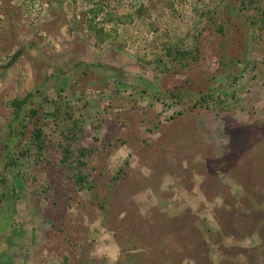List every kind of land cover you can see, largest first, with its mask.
<instances>
[{"label":"rangeland","instance_id":"obj_1","mask_svg":"<svg viewBox=\"0 0 264 264\" xmlns=\"http://www.w3.org/2000/svg\"><path fill=\"white\" fill-rule=\"evenodd\" d=\"M95 1L0 11V264H264V0Z\"/></svg>","mask_w":264,"mask_h":264},{"label":"trees","instance_id":"obj_2","mask_svg":"<svg viewBox=\"0 0 264 264\" xmlns=\"http://www.w3.org/2000/svg\"><path fill=\"white\" fill-rule=\"evenodd\" d=\"M38 0H8L7 2H2L0 0V11L2 8H4V12L7 13V15H9V17L11 18H7L8 22L13 19L16 18L18 16V12L20 11V9L17 7V5L19 4L20 8L22 9L23 7L29 8L30 6L32 7L33 5H35L36 7H38V5H36L35 2H37ZM111 0H97L95 1V3H90V6H87V8L82 12L83 13V17L85 19H87L88 23H89V28L91 29V31L93 32V35L99 39L102 40L103 36L105 35V32L103 30V28H99L97 25V20H99L101 17V19H103L105 22H109L111 20H113L114 18L112 17V13L115 12V2L113 0V2ZM19 2V3H18ZM249 2L254 3L253 0H249ZM141 3V2H139ZM141 6V4L139 5ZM40 7V6H39ZM24 10H26L24 8ZM257 11V13H256ZM259 11V12H258ZM259 13V15H258ZM258 15V18H256V16ZM253 17L255 19V21L259 22V24L262 27V30H264V11L256 8L255 12L253 13ZM99 18V19H97ZM7 22V23H8ZM253 22V21H252ZM254 23V22H253ZM168 55H175L178 57V59L181 58H187L191 52L190 51H176V50H170L167 52ZM29 94V93H28ZM25 95V97L23 98H16L13 99L10 104L12 105L11 107H13L12 112H16V115L18 114V112L20 111L22 104L25 103L26 99H27V95ZM58 112V105H56V110L54 114H57ZM36 110L35 109H29L26 112V116L27 117H34L35 122H37L39 120L38 115L36 114ZM50 115H53L52 113ZM19 117V116H18ZM63 123V124H62ZM61 130V136L62 138H64V140H72V139H76L77 134H75L76 129L72 128V124H67L63 121H59V124H57ZM43 128L42 125L35 127L32 130V142L35 144V146L37 147V153L34 157V161L38 162L40 160V156L43 154L41 153L42 147H43V143L42 141V136H43ZM69 142V141H67ZM70 145H67L66 142L62 143L61 145V149H62V154H63V163H67L66 164V168L68 169V172L70 173V175L72 177H74V181L77 185L84 187L87 183H88V177H89V172L84 171L82 172L83 168H86L87 166V158L92 155L95 152V148L93 147H86V146H81L78 148L77 153L75 155L74 159V164H75V169H70V165L71 163L66 162L67 161V157L69 156L70 151ZM24 153V152H22ZM64 153L66 154V157H64ZM76 167L78 168V170H76ZM1 221H4V219H0ZM61 264H67V258H64Z\"/></svg>","mask_w":264,"mask_h":264},{"label":"water","instance_id":"obj_3","mask_svg":"<svg viewBox=\"0 0 264 264\" xmlns=\"http://www.w3.org/2000/svg\"><path fill=\"white\" fill-rule=\"evenodd\" d=\"M18 54H19V51H17L13 56H12V58H11V60H10V62H9V64L18 56Z\"/></svg>","mask_w":264,"mask_h":264}]
</instances>
